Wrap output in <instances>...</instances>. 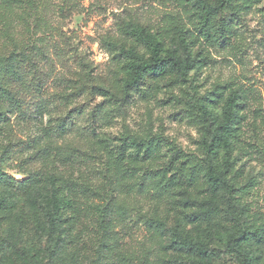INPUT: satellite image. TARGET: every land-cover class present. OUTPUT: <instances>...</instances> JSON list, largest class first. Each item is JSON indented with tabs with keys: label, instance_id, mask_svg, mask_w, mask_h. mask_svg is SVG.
Listing matches in <instances>:
<instances>
[{
	"label": "rangeland",
	"instance_id": "obj_1",
	"mask_svg": "<svg viewBox=\"0 0 264 264\" xmlns=\"http://www.w3.org/2000/svg\"><path fill=\"white\" fill-rule=\"evenodd\" d=\"M220 3L0 0V56L13 54L26 78L12 88L18 105L0 101L8 107L0 167L17 194L12 206L0 207V264H238L218 236L264 234V0L236 8L239 17L214 23L208 37L203 5ZM123 20L161 36L165 54L190 57L187 79L168 72L147 96L115 99L125 73L107 43H134ZM233 99L230 146L213 159L232 187L215 194L205 149L214 130L197 120L195 104L221 119ZM149 140L153 159L142 160L137 146ZM34 174L42 193L51 177L74 200L60 250L45 227V203L34 201V185L26 183ZM176 228L214 255L176 252ZM252 247L264 264V240Z\"/></svg>",
	"mask_w": 264,
	"mask_h": 264
},
{
	"label": "trees",
	"instance_id": "obj_2",
	"mask_svg": "<svg viewBox=\"0 0 264 264\" xmlns=\"http://www.w3.org/2000/svg\"><path fill=\"white\" fill-rule=\"evenodd\" d=\"M250 0H221L218 7H212L210 5L204 4L203 8L205 12L202 14V31L208 37H212L211 27L214 23L220 21H228V16L237 18L239 10L243 8L244 3ZM244 9V8H243ZM229 11L230 14H224V11ZM122 29L124 33L133 40L128 48L121 47L117 48L116 44L113 42H108V50L112 53L113 57L119 61H122V70L125 73L123 85L118 88V96L115 99L125 100L128 97L134 95L147 96L152 88L155 79L163 76L168 72H176L182 79H187L188 72L193 68V61L190 57L182 58L181 54L173 53L171 55L165 54L163 48V40L161 36L151 32L144 25L139 22L131 20L122 21ZM180 43L185 46L186 40L180 32L179 34ZM29 57V56H28ZM30 59V58H28ZM13 60V54L8 56H0V101L1 98L6 96L8 99L14 101L16 105L19 104V96H17L12 88L25 84V74L22 72L18 66L13 65L11 61ZM31 60V59H30ZM32 61V60H31ZM34 65V64H32ZM36 81L39 82V78H35L33 85H37ZM87 91L91 88H86ZM102 88H97L100 91ZM116 93V94H117ZM115 95V94H114ZM184 96L192 97L189 92H186ZM216 99L211 100L212 103H217L218 96ZM196 105V106H195ZM193 104L192 107H196L198 115L197 120L200 123H208L210 127L214 130L213 136L210 142H206V154H207V182L215 194L223 188L230 189L231 184L223 178L214 165V155L218 154L219 149H229L231 132L233 131V125L236 123V114L234 111L235 100H230L224 109V116L221 119L213 116L206 105L203 104ZM8 107L4 104H0V124L7 120ZM208 126V127H209ZM126 144L124 147H127ZM153 143L151 140L144 144H139L137 146V153L143 152L142 160L145 158L153 159ZM121 166V163L118 164ZM138 167L134 164L132 172ZM156 172L152 173L154 177ZM12 181L11 176L0 167V187L2 191H6L9 195L5 197L3 192H0V207H9L14 204V197L17 195L11 192L9 187ZM31 183L34 185V201L45 203V219H46V229L49 238L53 240L56 248L59 250L65 245V238L67 237V228L64 226L68 220V212L74 206V200L70 195L69 191L61 188L59 185L55 184V178H49V193H42L39 186V178L36 174L31 175L26 183ZM35 183V184H34ZM17 198V197H16ZM161 225V221L158 220ZM39 224V222H38ZM174 241L172 247L178 252L181 251H191L192 253H197L202 257H211L214 255L212 250H208L202 244L192 243V240L188 237H181L178 234L177 228L173 231ZM219 240L224 243L225 247L230 253L235 254L238 259V264H259L258 251L253 249V243L260 244L264 240L263 232L253 231L250 232H227L225 234H220ZM226 238V240H225ZM253 242V243H252ZM107 244L109 245L110 242ZM175 247H179L175 249ZM177 259H173L175 262ZM179 261L177 262V264Z\"/></svg>",
	"mask_w": 264,
	"mask_h": 264
}]
</instances>
